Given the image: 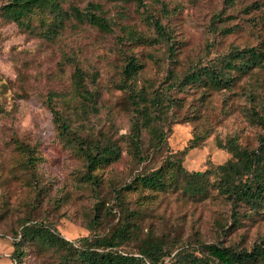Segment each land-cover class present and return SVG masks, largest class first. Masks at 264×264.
<instances>
[{"label": "rangeland", "instance_id": "rangeland-1", "mask_svg": "<svg viewBox=\"0 0 264 264\" xmlns=\"http://www.w3.org/2000/svg\"><path fill=\"white\" fill-rule=\"evenodd\" d=\"M90 1L113 22L110 31L68 15L56 35L46 38L37 31L35 15L31 19L35 29L0 17V264H10V234L26 218L51 224L74 244L84 235L107 236L129 221L127 225L135 230L122 235L116 249L132 253L147 238L164 243L172 253L187 245L199 247L201 241L246 249L264 242V218L239 215L232 220L234 206L214 195V190L200 201L176 191L140 188L122 189L121 199L115 195L116 188L136 173L158 166L168 153L185 146L181 163L194 170L228 157L216 145L217 138L223 141L236 134L241 144H256L260 128L244 110L250 91L264 96V0H161L162 7L156 0H144L143 6L133 0H65L61 6L85 8ZM143 7L170 31L174 61L167 57L162 42L125 39L124 28L137 34L153 33ZM246 45H260L261 66L239 74L229 90L201 94L202 89L186 86L169 89L177 104L163 124L164 143L150 148L148 135L142 132L140 143L142 150L148 148L147 155L143 159L131 155L125 139L131 102L127 88L120 86L119 73L127 54H134L141 63L131 85L151 94L192 64L213 63L231 48ZM64 55L76 60L98 94L97 111L90 112L84 124L75 118L73 125L81 134L107 133L120 146L116 160L94 170V184L82 175V159L55 136L46 104L50 92L63 95L71 89L73 64L61 62ZM195 133L203 137L193 142L190 138ZM18 142L34 146L32 168L22 164L26 153ZM94 216L96 220L91 219ZM23 264L62 263L53 252L33 245Z\"/></svg>", "mask_w": 264, "mask_h": 264}, {"label": "trees", "instance_id": "trees-1", "mask_svg": "<svg viewBox=\"0 0 264 264\" xmlns=\"http://www.w3.org/2000/svg\"><path fill=\"white\" fill-rule=\"evenodd\" d=\"M65 0H5L0 4V17L13 21L18 26L35 29L31 19L37 16L38 32L46 38H52L61 28L68 15L78 21H85L103 31H110L113 22L101 13L100 6L88 2L85 8L68 4L63 9ZM136 5L143 6L144 0H133ZM163 6L161 0H156ZM145 11V8L143 7ZM144 18L152 27L150 35L137 34L131 28H124L127 41L145 43L162 42L166 46L167 57L174 61L175 48L170 31L160 19L150 11L144 12ZM126 27V25H125ZM260 45L233 47L217 61L197 63L187 67L181 75L170 80L167 86L152 89L151 94L131 85L141 63L134 54H127L120 67V86L126 87L131 102L129 130L125 139L133 157L145 158L140 139L142 132L148 135L150 148H157L164 142L166 134L164 123L173 105L177 104L176 96L169 92L171 88L191 87L207 91L231 89L239 74L247 72L251 67L261 66L263 51ZM61 62H71V89L68 94L50 92L46 104L51 112L55 136L67 145L83 161V177L96 183L94 170L104 164L116 160L120 154V146L107 133L100 136L81 134L73 125L75 118L80 123L88 121V114L98 109L97 90L89 86L87 73L78 66L76 60L64 55ZM258 91H250L246 97L249 104L244 114L248 120L260 128L256 136V144H241L237 135L227 136L223 141L216 139V145L225 149L229 155L223 161L203 169L187 170L181 163L186 146L176 152H170L158 166L136 173L128 182L116 188V196L121 199L122 189H149L157 192L176 191L182 197L200 201L213 195L225 199L233 207L232 220L239 215L244 218H264V96ZM55 97L60 101L56 104ZM205 135V134H204ZM203 134L195 133L191 141H199ZM26 156L22 164L31 167L35 163L34 146L16 143ZM194 144H189L192 146ZM238 206H242L239 210ZM96 216V214H95ZM95 216L91 219L96 220ZM126 223L117 226L109 235L92 234L81 236L74 241L64 238L51 224L44 221L23 219L11 232L10 264H23L26 252L34 245L40 250L53 252L62 264H264V242H254L249 249L222 245L218 242H199V247L183 246L173 253L164 243L147 238L138 245L135 253L118 250L122 235L135 229ZM167 257V259H164Z\"/></svg>", "mask_w": 264, "mask_h": 264}]
</instances>
